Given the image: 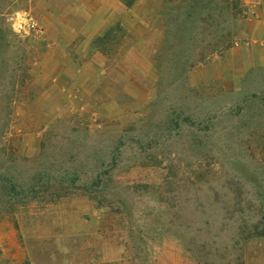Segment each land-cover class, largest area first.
I'll use <instances>...</instances> for the list:
<instances>
[{
    "label": "rangeland",
    "instance_id": "obj_1",
    "mask_svg": "<svg viewBox=\"0 0 264 264\" xmlns=\"http://www.w3.org/2000/svg\"><path fill=\"white\" fill-rule=\"evenodd\" d=\"M262 17L264 0H0V264H264V71L200 62Z\"/></svg>",
    "mask_w": 264,
    "mask_h": 264
},
{
    "label": "crops",
    "instance_id": "obj_2",
    "mask_svg": "<svg viewBox=\"0 0 264 264\" xmlns=\"http://www.w3.org/2000/svg\"><path fill=\"white\" fill-rule=\"evenodd\" d=\"M243 31L247 36L245 41L235 43L221 55L217 54L220 57L218 59H213L216 54L208 57L201 62L203 69H206V66H211L213 70H217L220 79L224 82L232 81L234 83L245 82L253 74H260L264 71V18H245ZM195 67L196 64L189 68L188 75L191 81L192 70ZM198 70L203 72L201 69ZM203 76H206L205 73ZM199 84L203 86V77L199 79ZM193 86L196 85L193 84Z\"/></svg>",
    "mask_w": 264,
    "mask_h": 264
},
{
    "label": "built area",
    "instance_id": "obj_3",
    "mask_svg": "<svg viewBox=\"0 0 264 264\" xmlns=\"http://www.w3.org/2000/svg\"><path fill=\"white\" fill-rule=\"evenodd\" d=\"M19 24V31H25L26 28H30L33 31H36L38 25L36 24L35 21H32V19H29L28 17H21L20 20L18 21Z\"/></svg>",
    "mask_w": 264,
    "mask_h": 264
},
{
    "label": "trees",
    "instance_id": "obj_4",
    "mask_svg": "<svg viewBox=\"0 0 264 264\" xmlns=\"http://www.w3.org/2000/svg\"><path fill=\"white\" fill-rule=\"evenodd\" d=\"M187 3H188V4H187ZM185 5H187V6H191V4L189 3V1H188V2H185ZM226 44H228V43H226ZM231 45H232V44H230V43H229L228 45H224L223 49H224V50H227V49H229V48L231 47ZM205 60H206V58H202V60H200V62L205 61ZM197 62H198V61H197ZM193 65H194V64L190 65L189 68L193 67Z\"/></svg>",
    "mask_w": 264,
    "mask_h": 264
},
{
    "label": "clouds",
    "instance_id": "obj_5",
    "mask_svg": "<svg viewBox=\"0 0 264 264\" xmlns=\"http://www.w3.org/2000/svg\"><path fill=\"white\" fill-rule=\"evenodd\" d=\"M16 17H17V19H18V21L20 20V18H21V13H16ZM17 27H19V24H17Z\"/></svg>",
    "mask_w": 264,
    "mask_h": 264
}]
</instances>
